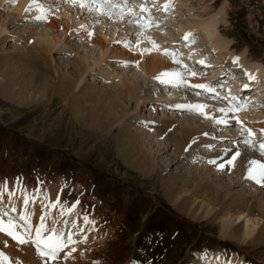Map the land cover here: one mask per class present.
<instances>
[{"label":"rangeland","instance_id":"374dc122","mask_svg":"<svg viewBox=\"0 0 264 264\" xmlns=\"http://www.w3.org/2000/svg\"><path fill=\"white\" fill-rule=\"evenodd\" d=\"M125 1L123 5L130 7L131 4L140 0ZM160 3L167 6L165 16L155 15L154 18L158 16L155 19V22L158 19V23L149 24L143 28L136 26L134 19H128L132 23L127 20L126 25L127 16L120 18L121 20H115L114 17L113 19L105 11L106 7L101 10L95 8V12L88 11L86 4L81 0H23L22 2L21 0H0V29L2 24L19 22L18 26L9 29L1 36L8 32L35 38L36 35H51V31L45 29L43 23L34 21L35 15H42L43 17L52 16L60 25L66 27L80 24V31L93 37V42L97 40L110 42L109 48L117 49L116 52L156 54L165 62L176 61L175 57H170L172 51L169 52L167 42L179 41V43L182 42L181 49H185L187 53L193 51V56L197 59L196 63L202 60L201 57L211 61L213 65L209 64L211 67L208 68H211L209 70L210 73L212 71V75L223 69L222 75L226 77H222L224 82L232 79L233 73L237 75L243 72L246 76L247 70L251 73L254 71L262 73L258 74L260 78L255 77L257 80L255 82L261 85L257 88V92L261 90L259 95L255 92V88L250 96L256 99L261 96L260 100L264 101L262 92L264 78L261 77L264 73V0H153L150 5L157 11L161 7ZM102 4L107 5L105 2ZM19 8L23 13L17 16ZM192 28L195 29L189 34L185 33ZM55 35L61 39L56 48L58 49L60 45L67 46L72 48L74 54L58 53L56 49L52 58L59 61V67L52 69V75L54 73L55 76L75 75L77 81L82 80L83 83L101 87L103 82L90 73L107 61L111 70H117L122 77L139 82V88L142 90V93L138 95L140 98L143 97L146 100L150 98L151 96L144 97L146 91L150 92V88L156 100L161 102L170 98L179 102L187 101L200 93L190 90L189 86L172 89L162 81L149 79L134 62L108 61L106 57H102L103 52L98 47L84 42L79 37L68 38L61 31L54 33L53 36ZM185 36H188L187 40ZM23 46L22 42L6 40L0 43V52L5 51L8 54L11 52L12 57L16 58L18 55H13L16 52H26ZM76 57L90 63L87 74L82 79L79 77V67L75 63ZM101 59L103 61H100ZM233 59L238 60V63H234ZM218 61L224 62L227 68H221L222 63L215 67ZM173 66L183 74H187V71L181 69L178 63ZM14 68L19 73H27L29 64L19 65L15 62ZM227 72L231 74H226ZM207 74L200 70L198 76L201 77H195L199 80L207 79L209 77ZM166 82L172 87H179L176 82L169 80ZM244 85L251 84H247L246 81ZM241 87L245 86L242 84ZM103 88L116 93L112 88L104 86ZM24 100L19 104L17 100L12 102L0 96V181L8 182L7 185L0 187V197L8 199V207H14L18 213L21 212V217L27 212L46 217L47 227L57 229L66 235V238L70 233L69 229L76 228L74 221L76 213L86 217L93 224L92 232L95 231L94 234L90 232L92 238L88 237V243L85 244L86 237L81 235V238L77 239L73 235L74 243L71 244L73 246L70 249L74 248L75 251L70 252L64 260L61 258L59 261L52 262L55 264H203L204 262L201 263L199 259V256L203 254L206 257L204 264H264V245H251V238H254L263 225L259 217L245 215L234 222V225L241 226L243 231L247 229L248 234L252 233L250 239L236 244L221 237L220 221L209 222L206 218L194 221L189 218L190 215L183 206L178 208L184 212H179L173 206L172 198L168 199L163 195L164 191L158 180L167 179L178 172L183 178L199 179H205L212 172L218 174L209 167L210 162L206 156L215 150H224L225 147L237 149L238 152L242 151L244 145H241V136L246 134L234 135L238 132L236 126L239 125V128L242 127L241 124L259 126L258 122L264 121V111H261L260 106L250 110L240 109L236 112L239 124L233 123L231 126L218 130L211 128L208 121L195 114L180 113L181 117L177 122L192 123L191 125L203 129L204 133H211V136L216 137V141L211 145L212 148L203 147L198 151H190L189 159L186 162L183 159L180 167L177 168L171 167L165 160L174 155L173 149L165 153L160 151L156 140L146 136L143 128L134 119L127 120L126 114L116 107L114 111L119 117L118 126H122L121 122L125 121L127 129L145 138V149L151 155H155L153 160L155 159V163L160 165L156 175L146 177L126 167L115 154L118 134L115 126L113 132H102L103 134L79 126L70 112L69 101L59 95L49 98L29 92L26 93ZM121 100L126 107L127 116L132 115L139 120L147 119L154 124V122H160L162 118L173 121L175 117L176 112H162L163 108L156 106L157 104L148 103L147 106L141 107V111H138L134 102H130L127 98H121ZM194 100L197 99L194 98ZM203 101L217 104L216 106L222 105L220 101L206 97ZM152 107L157 108L155 114L152 113ZM251 130L253 138L261 137L257 129L251 126ZM203 150L204 152L199 156L196 155ZM192 152L194 155H191ZM250 155L258 159L255 154ZM160 157L163 158L160 159ZM258 160L263 162L261 159ZM226 174L227 179L234 180V177ZM213 180L223 192L229 195L242 190L244 195L251 196L257 202L264 204V189L249 180L242 181L243 183H239L241 184L239 188L235 189L225 186L224 181L216 177ZM47 195L51 198L49 207L44 209L39 204L46 202ZM25 197L29 200L27 205L24 201L19 202ZM33 200L36 203L33 204ZM178 202L174 204L178 206ZM35 207L38 209L35 210ZM0 214L3 213L0 212ZM11 216L10 213L8 219ZM13 224L16 226L15 232L26 234L27 228L23 224L20 222ZM0 225L6 231H13L12 224L2 217H0ZM0 234L4 235L5 232ZM4 244L7 243L0 242V251L4 250L3 254L8 258L9 264H15V258L6 255ZM14 245L19 247L23 254L26 253L25 256L29 259H31V253L36 251V248L30 244L20 245L17 242ZM72 253L75 258L70 262L71 260L68 259ZM34 260L26 263L19 259L21 264H32ZM0 264H7L2 259L1 252Z\"/></svg>","mask_w":264,"mask_h":264},{"label":"bare ground","instance_id":"6f19581e","mask_svg":"<svg viewBox=\"0 0 264 264\" xmlns=\"http://www.w3.org/2000/svg\"><path fill=\"white\" fill-rule=\"evenodd\" d=\"M22 1L23 0H21V2ZM81 1L86 4L84 5L86 6L88 11L92 10L95 12L96 7L90 5L91 0H81ZM123 1L116 0V1L108 2L110 3V5H106L107 8H105L107 14L110 15L112 18L113 17L116 18L115 20L123 18V17H116V13H117L116 10L118 8L119 9L123 8L121 5ZM113 2L117 5H115L112 8L111 4ZM137 3H140L141 5L146 4L145 0H140L136 2L135 4L136 7L139 6V4ZM150 4H148L146 7H148ZM163 4L164 3L162 4L160 3V5ZM101 7H103V5H101ZM97 9L101 10L103 8H97ZM133 9L134 8L132 7L130 9V12L126 11L123 15L128 16L130 13H134ZM149 10L151 12V17H149L150 16L149 14V16L146 19L147 20L146 23L143 25L152 23L150 21H153L155 15H159V17H164L166 8L164 9V13L161 14H159L157 11L154 12V10H156L155 7L154 8L151 7ZM114 12L115 15H113ZM142 12H145V10H143ZM20 13L23 12L19 8L17 10V16H19ZM138 13L140 14L141 12ZM141 14L143 15V13ZM34 21L43 23L44 28L51 31L50 32L51 35H47V36L36 35L35 38L27 35L18 36L8 32V34H4L3 36H1L4 32L8 31L9 29H13L16 26H18L19 22L17 23L11 22L7 24H2L1 26L0 43H4L6 42V40L14 41L15 43L22 42L24 45L23 49L25 48L26 52H22V53L16 52L15 54H13V55H18L16 58L12 57L11 52L9 54L5 53V51L0 52V96L12 102L14 100L15 101L17 100L19 104L25 101L24 99L26 97V93L29 92L34 93L35 95H38L40 97L50 98L59 95L63 98H66L70 103L69 107L73 119L74 121H76V123L79 124V126L84 127L86 129H90L91 131L97 133L108 132V131L113 132L114 126L117 128L116 130H118V134L116 133L117 139L115 142V149H116L115 154L121 159V161L126 167L140 173L143 176L151 177L156 175L157 169L160 167V165L159 163H155V159L153 160L155 155L154 156L151 155L145 149L146 147L145 138H141L139 134L133 133L131 132V130L127 129L126 128L127 125L125 121L121 122L122 126H118L117 121L119 120V117L114 111L116 107L120 108L126 114L127 120L129 118L132 120L134 119L136 123H138L143 128L146 136L150 137L153 140H156V143L159 145L161 149L160 151H164L165 153L170 149H173L174 155L167 157L165 160L168 161V165L170 164L171 167L176 166V168L180 167L179 165L183 161V159H185L184 162H186V160L189 159L190 156L188 155V153L190 151L192 150L198 151L203 147L212 148L211 145H213L216 141V137H213V135L211 136V133L205 132L206 133L205 134L203 132L204 131L203 129L202 131L200 128L191 125L192 123L188 122L187 124H181L177 122L179 121L178 120L179 117H181L180 113L192 115L196 111V115L199 118H203L204 120L208 121L210 127L217 130L221 129L222 127L224 128V126L225 127L231 126L233 125V123L236 124L240 123L238 122L236 115L231 113L228 110V108H224L225 106L224 107L219 105L216 106L217 104L216 105L211 103L209 104L206 102L203 103L197 97H194L197 100H194V98H192L193 100H190L191 99L190 98L187 101L179 102L176 99L170 98L169 100L161 102L159 100H156V98L154 97V93L151 91L150 88V92L148 93L144 89L146 91L144 97L147 96H151V97L148 98L147 100L143 97L140 98L138 95L142 93V90H140L141 88H139V82L122 77L121 74L117 72V70H111V67L109 66L107 61L104 62L100 67L92 71L90 74L93 75V77H96L100 82H103L104 87L112 88L116 91V93H113L111 91L109 92L108 90L103 88V86L99 87L98 85H92V84L89 85L87 82L83 83L84 81L82 82V80L77 81V77L75 75L55 76V73L54 75H52V69L59 67V61L54 60L52 58V55L53 53H55L57 49L56 47L57 45H59L61 40L58 37V35L55 36L53 35L54 33L56 34V32L61 31L62 34L67 35L68 38L79 37L83 39V41L86 43H92L93 45L98 47L101 52H103L102 57H106L108 61L116 60L118 62L123 61L126 63L134 62V64L139 66V68L145 73V75L149 79H157V80L161 79V80H165V82L166 80H169L170 82H176V85H179V87L185 84V86L188 85L190 87V90H196V92L199 91L200 88H192L191 85L206 86L205 88H201L202 91H205L208 88L210 89L211 87V85L208 83V80L205 81L191 80L193 78H197V77H190L192 76L191 73L193 72L189 73L190 75L184 77L183 74L178 69L175 68V66L165 62L163 59H160V57H158L155 54V52H153L155 55H151V54L145 55L141 53H140L141 55L137 53L127 54L126 52L123 53L121 51L116 52L117 49L115 48L110 49L109 48L110 42L105 43L104 41H100V40L93 42V37H90V35H88L86 32L80 31V27H81L80 24H73L71 25V27L68 25L66 27L60 25L56 20L53 19L52 16L43 17L42 15H38V16L35 15ZM194 29L195 28L189 29V31L185 33L189 34ZM173 43L175 44L169 43V45L175 48V51H178L179 53L180 51L183 50L181 49L182 42L179 43L178 41ZM175 51L174 53H176ZM56 52L66 55L74 54L72 48L62 45L58 47ZM196 57H201V56H196ZM201 59L203 60L204 58L201 57ZM235 59L233 60L235 61ZM195 60L197 59L195 58ZM202 60H198L197 63L201 64ZM100 61H103V59H101ZM15 62H17L19 65H21V63H28L29 71L27 73H19V71H17L16 68H14ZM75 63L79 67L78 68L79 77H81V79L84 78L85 74H87L88 66L90 65V63L84 61L80 57H76ZM220 63H222L221 68L222 67L227 68L225 63L220 61L217 62L215 67H218ZM206 67L208 68L211 66L208 64ZM222 70L223 69H221V71ZM225 70L226 69H224V71ZM221 71L220 73H223V71L222 72ZM245 72L247 73V76L246 75L244 76L245 78H242L243 76L238 77L234 75V73L231 74V72H227L226 74L230 73L231 75H233V77L232 79H229L226 82L230 84H234V87L237 88L236 89L237 92L242 90L241 87L242 84L247 88H251V90H254L256 88L255 92H257L258 86L260 87L261 85H258V83L255 82L256 80L255 77H259L258 74L261 75L262 73L257 71L251 73V71L249 72V70ZM229 76L230 75H228V77ZM222 77L224 76H221L220 78L222 79ZM261 77L264 78V73ZM246 81L247 84H251V85L249 86L244 85ZM167 85L172 87L168 82ZM179 87L175 86L172 88H179ZM210 90L212 91V89ZM259 91L261 90L260 89L258 90L257 92L258 95H259ZM203 95H204L203 92L202 94H199L200 97ZM230 97L231 95L227 96L226 98H230ZM121 98L122 99L127 98V100H129L130 102H134L135 107L138 111H141V107L145 106L148 103L157 104L156 106H161L163 108L162 112L165 111L176 112L175 113L176 118L174 117L173 121L168 120V118L167 119L162 118L160 122H154L153 124L151 121L147 119L145 121V120H139L137 117H133L132 115L127 116L126 107H124L123 102L121 103L122 101ZM189 105L205 106L202 109L205 115L200 114L201 110L190 109L188 107ZM260 108L261 111H264V104L261 103ZM221 109L224 111H220ZM156 110H157L156 107L155 108L152 107V113L155 114ZM218 120L222 122L217 123ZM258 123L259 126L252 125V128L257 129L259 131V134L261 136H264V121ZM236 150L237 149L225 147L224 150L222 149L217 151L215 150L210 155L206 156V159L209 160L210 162L209 167L214 169L218 174L212 172V174L207 176L205 179H199L196 177L183 178L181 177V174L178 172V174L176 173L171 177L169 176L167 179L163 178V180L162 179L161 180L158 179V180L160 181L161 189H163L164 191L163 195L166 198L168 199L172 198L174 203L180 200V202H178V206L175 205L176 203L175 204L173 203V206H175L179 212H184L183 210H180L178 208V207L181 208L183 206L184 210L187 209L186 212L189 213L190 215L189 218L193 219L194 221H200L203 220L204 218H206L209 222H215L217 220L220 221L221 229H222L221 237L226 240L232 241L236 244H240L242 240H246L248 238L250 239L252 233L250 232L248 234L247 229H244L243 231V228L241 226L234 225V222L236 220H240L241 217L245 215L246 217L257 216L263 221V225H264V204L257 202L251 196L244 195L243 192H241L242 190L241 191L238 190V192L234 195H229L228 193L223 192L221 188H219L218 184H216L215 180H213V178L216 177L220 181L221 180L224 181L225 183L224 185L232 189L239 188V185H241L239 183H243L242 181L245 180H249L250 182H253V184L264 189V176L256 175L255 179L248 178L250 169L253 171L254 175L258 172L257 165H254L252 162L256 161L258 164H262V163L264 164V158L261 156L260 151H257L255 144L251 142H248L246 146L244 145L242 151L239 150L238 152ZM203 152L204 150L196 155L199 156ZM252 153L257 155L256 157H258V159H261L263 162L261 163L257 158L251 156L250 154ZM191 155H194L193 152L191 153ZM161 158L163 157H160V159ZM225 173L231 175V177H234L233 178L234 180L237 179L236 182H234V180L227 179L225 177ZM243 187L245 188V186ZM48 196L49 195H47L46 202L44 204L42 203L39 204L42 205L44 209H47L49 207V202L51 197ZM8 201H9L8 199L4 197H0V203H1L0 206H2V208H0V212L3 213L0 214V217H2L5 220H8L12 224V226L14 225L13 224L14 222L16 223L20 222L26 228L29 225L33 229L39 226L40 224L39 220L41 219V216L39 214L33 215L31 212L24 213L22 217L26 216L28 219L27 221L23 220L21 218V212L18 213V211L14 207H8L9 206ZM23 201L24 198H21L19 200L20 203H22ZM32 203L34 204L36 202H34L33 200ZM36 207L35 210L38 209ZM10 213L12 214V216L10 217V219H8ZM74 221L76 228L69 229V232L74 233V238L77 239L81 238L80 237L81 235L83 237H86L84 238L85 239L84 244L88 243V237L92 238V234H90V232L93 231V224L85 223V218L83 217V215L78 213H76V216L74 217ZM45 223L47 225L48 223L47 218L45 219ZM263 225L257 231L254 238H251L252 246H256V245L258 246L261 244L264 245ZM7 232L8 231H5V234H7ZM94 232L92 233L94 234ZM5 234L4 235L0 234V242L7 243L6 245L4 244L6 248V255L13 256L15 258V264H21L20 261L29 263L30 261H33V259L35 260L32 264H44V261L37 255V251L35 252L33 251L31 253V259H29V257L25 256L26 254L25 252H24L25 254H23L22 253L23 251L16 245H14L15 243L17 244V240H14L11 236ZM48 234L49 233L47 232L45 233V235ZM32 235L34 236V231ZM64 237L66 238V235H64ZM72 246L73 245L70 244L65 249L68 250ZM29 250L31 251V249ZM0 252L2 254V259L6 261L7 264H9L8 258L5 257V255L3 254L4 250ZM64 252H69V250ZM61 258H63L61 260L65 259L63 253H61ZM74 258L75 255L72 253L70 259L68 260H71L70 262H72ZM205 258L206 257L203 254H201V256H199L200 262L205 263L206 261ZM50 264H55V263L50 262Z\"/></svg>","mask_w":264,"mask_h":264},{"label":"snow or ice","instance_id":"6c2138e0","mask_svg":"<svg viewBox=\"0 0 264 264\" xmlns=\"http://www.w3.org/2000/svg\"><path fill=\"white\" fill-rule=\"evenodd\" d=\"M101 2H106V0H101ZM165 7L167 8V6ZM187 39H188V36H185V40ZM234 62L238 63V60ZM191 75L195 77L196 73L193 72ZM191 87L192 88H205L206 86L191 85ZM188 107L192 110H201L200 114L205 115L202 111V109L205 107L203 105H189ZM220 111H224V110L221 109ZM220 122L222 121L220 120L217 121V123H220ZM249 135L251 136L252 133L249 132ZM261 149H262L261 154L264 155V144H261ZM252 163L254 165H257L258 172L254 175L253 171L250 169L248 178L255 179L256 175L264 176V164H258L256 161H253ZM7 183L8 182L6 180L0 181V187L7 185ZM24 203L25 205L29 203V200L27 197L24 198ZM21 218L26 221L28 219L26 216L21 217ZM45 219L46 217L42 216L39 226L36 227L35 229H33L29 225L27 227L26 234L15 232L16 226L13 225V231H8L7 235L11 236L14 240H17V242L20 245H25V244L33 245L36 248L37 255L44 261V264H50V262L52 261H59L61 259V253H63L64 258L66 259L68 255L70 254V252L75 251L74 248H71L69 252H64L65 248H67L70 244L74 243L72 239V236L74 235V233L70 232L67 238H65L64 234L58 231L57 229H49L45 223ZM85 223H91V222L88 221L87 218L85 217ZM5 231L6 229L2 225H0V232H5ZM33 231H34V236L32 235ZM46 232L49 234L45 235Z\"/></svg>","mask_w":264,"mask_h":264}]
</instances>
